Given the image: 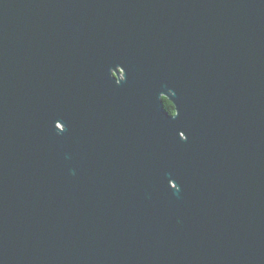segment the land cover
<instances>
[{
  "label": "water",
  "instance_id": "water-1",
  "mask_svg": "<svg viewBox=\"0 0 264 264\" xmlns=\"http://www.w3.org/2000/svg\"><path fill=\"white\" fill-rule=\"evenodd\" d=\"M0 264H264V0H0Z\"/></svg>",
  "mask_w": 264,
  "mask_h": 264
},
{
  "label": "trees",
  "instance_id": "trees-1",
  "mask_svg": "<svg viewBox=\"0 0 264 264\" xmlns=\"http://www.w3.org/2000/svg\"><path fill=\"white\" fill-rule=\"evenodd\" d=\"M163 100H164V106H165L166 110H167L169 113H173L174 110H173V105H172V103H171L169 100L165 99V98H163Z\"/></svg>",
  "mask_w": 264,
  "mask_h": 264
},
{
  "label": "snow or ice",
  "instance_id": "snow-or-ice-1",
  "mask_svg": "<svg viewBox=\"0 0 264 264\" xmlns=\"http://www.w3.org/2000/svg\"><path fill=\"white\" fill-rule=\"evenodd\" d=\"M178 114H179L178 112H174L173 113V115L176 116V117L178 116Z\"/></svg>",
  "mask_w": 264,
  "mask_h": 264
},
{
  "label": "flooded vegetation",
  "instance_id": "flooded-vegetation-1",
  "mask_svg": "<svg viewBox=\"0 0 264 264\" xmlns=\"http://www.w3.org/2000/svg\"><path fill=\"white\" fill-rule=\"evenodd\" d=\"M166 99V98H165ZM165 107V106H164ZM166 109V108H165ZM174 113V112H173ZM173 113H171V114H173Z\"/></svg>",
  "mask_w": 264,
  "mask_h": 264
}]
</instances>
